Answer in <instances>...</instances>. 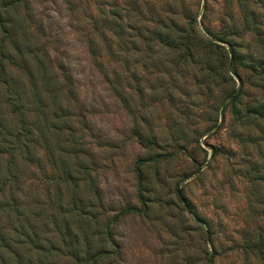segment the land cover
Wrapping results in <instances>:
<instances>
[{
	"label": "rangeland",
	"instance_id": "rangeland-1",
	"mask_svg": "<svg viewBox=\"0 0 264 264\" xmlns=\"http://www.w3.org/2000/svg\"><path fill=\"white\" fill-rule=\"evenodd\" d=\"M263 5L0 0V264H264Z\"/></svg>",
	"mask_w": 264,
	"mask_h": 264
},
{
	"label": "trees",
	"instance_id": "trees-1",
	"mask_svg": "<svg viewBox=\"0 0 264 264\" xmlns=\"http://www.w3.org/2000/svg\"><path fill=\"white\" fill-rule=\"evenodd\" d=\"M262 8H264V5H263V7ZM162 40V39H161ZM164 43H168L169 42V40H167V38L163 41ZM231 58L233 59V60H235L237 57H236V54H235V52L232 50L231 51Z\"/></svg>",
	"mask_w": 264,
	"mask_h": 264
}]
</instances>
